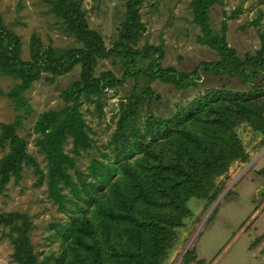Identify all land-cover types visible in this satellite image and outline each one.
<instances>
[{
    "label": "trees",
    "instance_id": "16d2710c",
    "mask_svg": "<svg viewBox=\"0 0 264 264\" xmlns=\"http://www.w3.org/2000/svg\"><path fill=\"white\" fill-rule=\"evenodd\" d=\"M46 1L75 44L55 47L33 34L24 58L21 37L0 14V76L16 81L5 96L17 112L12 122H0V194L31 168L35 185L46 184L64 218L50 223L54 247L39 253L29 215L1 213L0 228L13 249L5 264H165L179 229L193 217L189 200L210 206L232 164L250 161L238 129L261 133L264 144V24L261 46L241 57L227 40V21L239 10L225 12L215 30L211 13L223 1L189 0L197 43L218 59L184 71L163 65L161 46L139 45L145 0H123L109 47L90 27L83 0ZM77 67L78 78L61 93L63 104L41 112L33 125L43 169L19 132L30 110L26 93L43 78L54 83ZM157 82L175 90V100L158 92ZM108 90L124 102L114 132L99 145L82 107L93 104L103 114ZM93 150L97 155L82 169L79 160Z\"/></svg>",
    "mask_w": 264,
    "mask_h": 264
},
{
    "label": "rangeland",
    "instance_id": "374dc122",
    "mask_svg": "<svg viewBox=\"0 0 264 264\" xmlns=\"http://www.w3.org/2000/svg\"><path fill=\"white\" fill-rule=\"evenodd\" d=\"M222 1L223 4L211 13L212 27L219 30L222 20L226 19L224 13L230 15L233 10H239L235 18L227 21L228 43L241 57L247 53L254 54L261 46L264 0ZM83 5L90 27L100 32L106 45L111 46L123 16L124 1L83 0ZM49 9L50 4L46 0H0V14L8 27L22 39L24 58H28L33 34L55 47L75 44L74 38L63 32ZM141 13L146 32L139 45L148 43L161 46L164 66L190 71L200 62L218 59L214 51L197 43L199 29L191 23L189 0H145ZM108 64L100 67V70L109 68ZM79 71L77 67L70 74L58 77L54 83L43 78L26 93L30 110L19 132L28 141L29 153L43 169L44 156L34 146L36 135L32 130L33 125L41 112L63 104L61 93L78 78ZM15 82L12 77L0 76V122L10 123L17 114L14 104L5 96ZM153 87L172 101L177 96L175 90L165 84L157 82ZM119 101L124 102L108 90L103 100V114L99 115L93 104L82 107L99 145L105 143L114 132ZM238 132L246 151L252 155L247 163H251V166L244 165L245 170L238 172L236 169L238 173L231 174L235 166L233 163L223 181L222 193L210 206L200 199L189 200L193 217L186 219V225L179 229L178 243L165 264H264V193L260 195L259 187L264 183L263 135L246 125L241 126ZM96 155V150L91 155H85L79 160V166L85 169ZM35 184L32 169L26 168L23 179L18 184L9 183L6 191L0 194V214L11 211L27 213L35 226V249L39 253H46L54 247L47 239L51 232L50 223L64 216L48 198L46 184L39 187ZM12 252V245L0 228V264L8 263ZM187 252L188 258L184 259Z\"/></svg>",
    "mask_w": 264,
    "mask_h": 264
},
{
    "label": "crops",
    "instance_id": "0c3cea01",
    "mask_svg": "<svg viewBox=\"0 0 264 264\" xmlns=\"http://www.w3.org/2000/svg\"><path fill=\"white\" fill-rule=\"evenodd\" d=\"M248 151V150H247ZM250 153V152H249ZM250 155V157H252V155L251 154H249ZM261 155V154H260ZM259 155V156H260ZM258 159V158H257ZM256 159V160H257ZM254 163L253 164H255V161H253ZM248 163V162H247ZM247 163H242V162H236V163H234V168H232L231 169V174H236V173H238V172H240V171H243V170H245L246 169V167L244 166V165H248V166H251V163H249V164H247ZM236 169L238 170V172L236 171ZM260 188H261V191H260V195L261 194H263L264 193V183L261 185V186H259Z\"/></svg>",
    "mask_w": 264,
    "mask_h": 264
},
{
    "label": "water",
    "instance_id": "95a60500",
    "mask_svg": "<svg viewBox=\"0 0 264 264\" xmlns=\"http://www.w3.org/2000/svg\"><path fill=\"white\" fill-rule=\"evenodd\" d=\"M121 107H122V102L119 101L118 104H117L118 112L120 111Z\"/></svg>",
    "mask_w": 264,
    "mask_h": 264
},
{
    "label": "clouds",
    "instance_id": "9594fccd",
    "mask_svg": "<svg viewBox=\"0 0 264 264\" xmlns=\"http://www.w3.org/2000/svg\"><path fill=\"white\" fill-rule=\"evenodd\" d=\"M263 176H264V172H263Z\"/></svg>",
    "mask_w": 264,
    "mask_h": 264
}]
</instances>
